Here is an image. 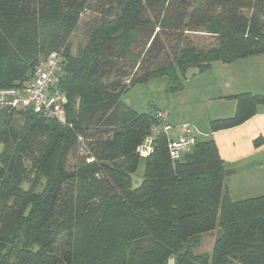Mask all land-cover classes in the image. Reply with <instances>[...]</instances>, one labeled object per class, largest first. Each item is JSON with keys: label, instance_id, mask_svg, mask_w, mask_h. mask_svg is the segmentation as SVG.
I'll use <instances>...</instances> for the list:
<instances>
[{"label": "trees", "instance_id": "16d2710c", "mask_svg": "<svg viewBox=\"0 0 264 264\" xmlns=\"http://www.w3.org/2000/svg\"><path fill=\"white\" fill-rule=\"evenodd\" d=\"M90 1L77 13L73 0H0V87L30 78L36 64L63 49L60 88L74 126L51 128L18 110L0 129V264H264V194L231 198L212 137L174 160L158 133L142 157L138 147L155 115L121 100L160 75L179 88L190 67L263 54L264 0ZM93 7L99 16L86 21L87 41L73 54L70 36ZM202 32L218 36V46L205 50L185 35ZM162 35L170 46L159 42ZM124 56L134 60L128 67ZM228 97L237 101L235 114L211 120V132L244 123L264 105L261 94ZM78 135L92 162L78 152ZM142 158L145 180L134 189L129 175ZM217 226L213 252L194 254Z\"/></svg>", "mask_w": 264, "mask_h": 264}, {"label": "rangeland", "instance_id": "374dc122", "mask_svg": "<svg viewBox=\"0 0 264 264\" xmlns=\"http://www.w3.org/2000/svg\"><path fill=\"white\" fill-rule=\"evenodd\" d=\"M79 0H73V7ZM91 4L100 3V0H92ZM246 13H250L246 11ZM99 16V13L95 11L94 7L87 9L81 15L78 29L76 33L70 36V42L72 46V53L76 54L79 45L86 43L88 38V26L86 21ZM193 45H196L202 49H209L213 46H218V36L208 33H186ZM148 36V30L143 31L142 37L146 39ZM165 46H170L173 42L168 37L162 35L159 38ZM166 48V47H165ZM134 51L139 52L141 50L140 45L134 46ZM125 57V56H124ZM172 57V56H171ZM163 58H167L164 55ZM134 60L125 57L120 60V64L128 67ZM136 70V68L134 69ZM196 68L193 69L195 71ZM221 68L208 69L202 71L200 74H195L191 78L187 76L181 77L179 88L174 87V81L168 75H160L154 77L146 82L135 84L133 87L123 94L121 100L125 105H128L140 113H155L156 110H162L169 115V121L171 124L177 127L184 124H188L193 127L200 139L211 138L210 121L213 119L232 117L236 111L237 101L234 98H230L225 95L235 92V90L242 89L241 80L237 78H228L227 84H221L223 76ZM228 71V70H227ZM139 73V70H138ZM220 74V75H219ZM230 74V73H229ZM227 77V76H225ZM129 77L126 81H129ZM253 94L264 95V88H259ZM245 93V92H244ZM236 95V94H235ZM260 106H264L263 104ZM178 130V129H177ZM158 133L155 134L157 136ZM173 135L175 132L172 133ZM76 158L71 155L68 159V168L72 169ZM146 160L141 159L140 166L136 175L143 178L145 172ZM231 170V168H229ZM224 186L230 188L233 191L234 199H245L250 197L248 193L250 191H241L235 193L234 187L242 184V175L238 171V174H229L225 177ZM28 184H26V187ZM233 189V190H232ZM219 227L215 230L206 232L202 235L201 241L193 248L194 254H211L214 249V243L218 234ZM172 264V260L170 261ZM235 264H241L235 262Z\"/></svg>", "mask_w": 264, "mask_h": 264}, {"label": "built area", "instance_id": "2783aa9c", "mask_svg": "<svg viewBox=\"0 0 264 264\" xmlns=\"http://www.w3.org/2000/svg\"><path fill=\"white\" fill-rule=\"evenodd\" d=\"M64 68V50L52 52L35 65L30 78L10 87H0V108H9L10 112L21 110L36 113L47 121L73 128V123L68 120L66 97L60 88V77ZM154 115L155 124L151 133L138 147L142 157L153 152L156 133L166 135L167 149L174 160L180 159L200 140L193 127L188 124L177 127V130L169 123L167 112L156 110ZM77 140L78 152L87 158V162H92L94 158L90 154L85 137L78 135Z\"/></svg>", "mask_w": 264, "mask_h": 264}, {"label": "crops", "instance_id": "0c3cea01", "mask_svg": "<svg viewBox=\"0 0 264 264\" xmlns=\"http://www.w3.org/2000/svg\"><path fill=\"white\" fill-rule=\"evenodd\" d=\"M217 68H221V71H226L221 74L223 76L222 81H220L221 84H227L228 78L231 77L241 80V87L243 88L235 90V92L255 93L259 92L257 90H262L259 88H264V53L241 58L232 63L216 62L208 69ZM235 94L240 93H232L230 95ZM211 137L214 138L218 145L225 169L230 170L229 168H231L229 174H238L239 171L242 175V180L244 181L234 187L235 193L250 191L252 192L248 193L250 197L263 195L264 141L259 145H256L255 141L259 137L264 139V106H259L257 114L244 123L232 128L214 131L211 133ZM227 189L231 198L234 199L233 191L230 188Z\"/></svg>", "mask_w": 264, "mask_h": 264}, {"label": "water", "instance_id": "95a60500", "mask_svg": "<svg viewBox=\"0 0 264 264\" xmlns=\"http://www.w3.org/2000/svg\"><path fill=\"white\" fill-rule=\"evenodd\" d=\"M83 2H84V0H79L76 3L75 7L73 8L74 12H77V13L80 12V7L83 4ZM194 68H196L195 71H193ZM199 72H201L199 68L190 67L186 72V76L188 78H191L192 76H194L195 74H198ZM9 115H10L9 108H0V129H2L5 126L8 118H9ZM47 125L51 128H55L57 126L56 122H54V121H48ZM230 172H231V170L225 171L226 175H228ZM129 176L132 180V184H133L134 189L140 188V186L142 185V183L145 180L144 178L137 176L135 173H131ZM42 183L43 184H40L38 186V188L36 190V194H40L44 191L46 184H47V179H43ZM30 209H31V206L27 209L26 214H25L26 216L28 215Z\"/></svg>", "mask_w": 264, "mask_h": 264}]
</instances>
